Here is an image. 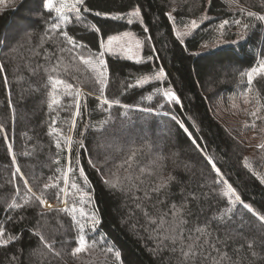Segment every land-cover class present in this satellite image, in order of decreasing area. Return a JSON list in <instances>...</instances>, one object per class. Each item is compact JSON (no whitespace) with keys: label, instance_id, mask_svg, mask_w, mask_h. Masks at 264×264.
I'll list each match as a JSON object with an SVG mask.
<instances>
[{"label":"trees","instance_id":"trees-1","mask_svg":"<svg viewBox=\"0 0 264 264\" xmlns=\"http://www.w3.org/2000/svg\"><path fill=\"white\" fill-rule=\"evenodd\" d=\"M85 3L90 11L83 13L81 9L83 21L77 23L73 19L66 28L69 35L87 45V49L81 50L85 56L89 51H102L101 39L114 33L130 30L142 40L145 58L142 63L115 54L104 57L109 79L105 95L131 105L129 109L119 105H113L108 111L101 109L97 98L99 86L91 69L79 61L76 62L79 71L69 67L68 72H64L61 67L53 75L84 93L80 98V116H75L73 97L64 93H58L62 97L61 104L50 108L51 85L44 68L55 64L60 55L64 57V64L72 63L71 54L57 51V43L63 40L59 32L40 47V37L48 27L45 21L55 22V14L46 12L43 0H14L8 7L0 6V64L4 65L0 71V124L3 125L0 131V226L20 237L14 244L0 247V264H175L176 254L166 249L156 251L155 234L142 211L136 208V197L143 193L111 189L104 182L114 179V173L124 175V170L117 166L132 152H137V171L145 167L155 173L143 179L155 182L161 174L175 177L166 205L161 206L165 211L171 203L180 204L188 193L196 194L199 200L188 197L192 211L189 220L198 224L207 221L214 236L227 241L226 251L239 250L238 255H233L236 259L243 257L242 264H264V221L256 215H264V182L260 178L264 176V149L240 139L216 115L219 102L228 105L234 98L245 97L264 114V78L258 77L251 86L246 77L243 81L241 78L242 72L254 66L257 59L264 58V22L248 18L246 13L242 17L240 12L243 8L264 14V4L261 0H211V4L208 0H85ZM137 7L143 22L134 19L128 24L127 13ZM170 11L182 26L205 14L209 19L203 20L196 31L182 41L169 19ZM97 12L101 15H95ZM112 14L125 18L112 19ZM241 18L255 24L244 34L243 40L236 26H226L224 36H218L216 29L223 20H229L231 25L234 19ZM92 25L100 28V32L92 30ZM217 41L228 43L201 51L205 45ZM31 49L39 55L33 54ZM45 50L55 53L50 61L44 59ZM161 69L165 73L163 80L143 87H128L138 77ZM157 87L161 91L174 90L179 102H167L155 91ZM249 87L252 92H248ZM149 95L151 100L147 99ZM146 107L154 111H143ZM109 113L112 122L98 131L100 122ZM73 118L76 126L70 130ZM262 123L264 119L256 128L261 135L264 133ZM85 126H88L87 131ZM53 127L72 136V166L77 167L78 158L79 167H83L90 182L87 190L93 199L92 204L84 207L89 212L95 210L100 220L95 233L88 231L89 225L85 227L87 238L97 240L96 248L75 257L71 253L77 246V229L70 215L55 211L63 207L56 199V189L44 190L45 199L55 204L52 209L38 202L18 210L7 207L14 197L21 202L27 191L20 176L13 175L17 166L39 195L49 177L59 175L57 168H64L68 163L67 146L62 142V150L56 148L59 137L52 132ZM79 140H83L84 147H78L76 141ZM209 157L254 211L237 204L231 219L226 222L216 219L229 205L227 197L219 195L223 185L213 183L218 177L209 164ZM245 158L249 166L245 165ZM57 159L59 165L55 163ZM72 179L84 187L82 177L70 174V182ZM17 185L21 188L19 197L15 195ZM71 200L69 197L70 204ZM41 213L45 214L43 218ZM44 219L47 226H43ZM38 222L39 230L49 243H53L59 256L45 248L34 234ZM249 242L253 243L256 257L250 255ZM106 247L118 250L120 259L106 253Z\"/></svg>","mask_w":264,"mask_h":264},{"label":"snow or ice","instance_id":"snow-or-ice-1","mask_svg":"<svg viewBox=\"0 0 264 264\" xmlns=\"http://www.w3.org/2000/svg\"><path fill=\"white\" fill-rule=\"evenodd\" d=\"M211 4V0H208ZM233 2H238V0H233ZM14 3V0H0V6L8 7ZM261 3L264 4V0H261ZM43 8L50 15L55 14L53 19L55 22L49 23L47 29L40 37V47L47 42L53 39V36L59 32V36L63 38L62 41L57 43V51L59 53H69L71 54V64H64V57L62 55L58 56L55 64H50L49 67L44 68V71L48 73V82L51 85L50 92V104L49 107L52 108L54 105L61 104V95L58 93H64L68 96L73 97L74 107H75V116H80L81 112V103L80 98L83 97L84 93L78 87H74L73 84L68 83L66 80L59 78L58 75H53L58 73L61 67H63L64 72H68L69 67L75 68L76 71H79V67L76 64L77 61L82 62L87 68L91 69L93 73V78L95 83L99 86V96L97 97L100 101V107L104 111H108L112 108L113 105H119L124 109H129L132 107L128 104H122L120 99L113 98L109 99L105 95V91L108 88L109 79H108V69L107 63L104 59L106 53L115 54L114 49L119 48L120 54L125 56L129 60H135L137 63L144 62L140 57V49L142 47V42L138 39H132V34L125 32L123 37L118 35H112L107 38L105 43L103 39L100 41L99 47L102 51L98 53L88 52V55L85 56L84 52L81 50L87 49V45L79 43L73 36L69 35L66 30L67 25L72 22L73 19L77 23L83 21V13L89 12L90 9L86 6L85 0H43ZM83 9V13L81 11ZM240 12L243 15L246 13L248 18H254L256 21L264 22V14H260L255 11H246L243 8H240ZM43 16V13H41ZM95 15L100 16L101 13L97 12ZM124 16L115 15L112 19H124ZM134 19H139L142 23L141 11L139 7L134 8L131 12L127 13V23L132 24ZM169 19L174 20V18L169 13ZM209 17L205 14L200 20H207ZM226 26H236L240 29V39L245 38V33H247L251 28L255 27V24L245 22L243 18L234 19L230 25L229 20H223L216 29L218 36L223 37L225 34ZM199 27V23L196 20L190 21L186 28V32H177V37L181 38L182 36L189 35L191 30ZM92 30L99 33L100 28L95 25L91 26ZM64 29V30H62ZM147 31V29H145ZM51 33V35H50ZM31 37V33H29ZM124 38H128L126 41ZM237 41H234L236 43ZM63 45V46H61ZM207 47V45H205ZM15 51V49H13ZM33 54L39 55V52L35 49H31ZM55 55L49 54L47 50L44 53V59L46 61L51 60V56ZM150 59V58H149ZM38 67H43L39 65ZM4 68L3 64H0V71ZM35 71V70H34ZM247 78V84L251 86L253 81L258 77L264 78V58L257 59L255 65L252 66L249 70L241 73V78ZM165 78V73L163 69L154 72L150 75H143L136 79L134 84H129L128 87H143L151 83L152 81H161ZM155 91L161 94L167 99V102L171 103L173 101L179 102V97L176 95L175 91L171 88L161 91L158 87ZM252 87L248 88V92H252ZM148 100L152 99V96L147 97ZM259 104V100H257ZM107 108H104V106ZM163 107V104L160 105ZM145 112H152L154 109L152 107H146L142 109ZM259 107L256 111H253L251 115L256 119H261L257 115L259 112ZM127 115V112H125ZM112 122L111 114L109 113L108 117L101 121L97 130L100 131L107 125ZM76 126V120L73 118L71 120L70 130L74 129ZM88 126H85V131H87ZM3 130V125L0 124V131ZM52 132L55 133L59 138L56 140V148L62 150L63 145L67 146L68 151V163L64 168H57L58 176L49 177V182L43 185V189L40 191V194L37 195L33 191L32 187L29 185L28 179L24 178L23 172L19 166L16 167L15 173L13 175H19L23 185L26 187L27 191L24 196L21 198V202H18L14 197L7 207L11 210L24 209L32 204L39 203L44 205L49 209H52V205L48 204L45 199V191L49 188L56 189V199L59 201L63 207H57L55 211L64 212L72 217L73 224L77 229L76 237V247L72 250L71 255L77 256L80 253H88L92 249H95L97 246V240L95 238L88 239L85 232L86 225H89L88 231L91 233L96 232L97 225L100 223V220L96 214V211L91 212L87 211L84 207L85 204H92L93 199L91 193L87 190L90 188V182L88 181L87 176L84 173L83 167H79V159L77 158L75 163L77 167L72 166L71 152L74 144L73 138L71 135H64L63 131L59 128H52ZM78 147H84L83 140L76 141ZM259 147L264 149V144H260ZM9 150L11 151L12 145H8ZM27 155V153H26ZM136 157L137 152H132L126 159L122 161L118 168L124 170V175L121 177L117 174H113L114 179H106L104 182L111 189H119L121 191H141L142 196L136 197V208L140 209L147 219L149 225L152 228V232L155 234L154 238L157 240L156 251L167 250L170 253L175 255V264H242L243 257L240 259L234 258L233 253L239 254L238 249H234L233 253H230L225 250L227 248V241L221 240L219 237L214 236L213 230L210 227V224L205 221L203 224H198L195 221H190L189 217L192 216V211L188 206V197H191L192 200H199V196L194 193H188L184 197L183 201L180 204L171 203L167 205V210L165 211L161 206L166 205V200L168 197V192L170 189L171 182L175 180V177L168 175L164 177L162 174L158 176L155 182H152L148 179H143L142 177H151L155 173L148 168L139 167L138 171L136 170ZM12 159L15 160L16 157L13 154ZM209 164L211 165L214 172L217 174V179L213 181L214 184L223 185L219 190V195L227 197L229 207L225 208L222 212L218 214L216 219H219L221 222H226V220L231 219V213L235 209L237 204H242L245 208L250 211H254L251 205L245 204L241 199L240 195L236 192V189L228 183L221 173L220 168L212 161L211 157L208 158ZM57 165L60 164V161L57 159L55 161ZM92 167L96 168V164L92 163ZM245 165H248L247 158H245ZM99 171V169H97ZM70 174L72 177L78 175L83 178V185L81 186L75 179H72L70 182ZM261 181L264 182V176H261ZM62 181V186H61ZM21 188L19 185L16 186L17 197L20 196ZM161 195L164 196V199H161ZM35 197V200H33ZM69 197H72L71 204L69 203ZM155 198V199H154ZM77 202L79 207H77ZM151 209V211L149 210ZM41 217H44V213L40 214ZM259 219L264 221V215L256 213ZM11 219V217H9ZM23 219V217H21ZM191 225V226H190ZM43 226H47V220L44 219ZM40 223L38 222V230L34 233L39 237V240L43 242V246L49 251L54 252L56 256H59V252H55L53 243H49L45 236L39 230ZM62 227V226H61ZM18 235H13L6 232L5 228L0 226V247H7L10 244H14L19 240ZM101 239H103L101 237ZM248 248L250 255L256 257L258 254L254 250L252 242L248 243ZM106 253H112L117 260L120 259L121 253L118 250H114L113 247H106L104 249ZM39 252V249H37ZM15 259V257H13Z\"/></svg>","mask_w":264,"mask_h":264},{"label":"rangeland","instance_id":"rangeland-1","mask_svg":"<svg viewBox=\"0 0 264 264\" xmlns=\"http://www.w3.org/2000/svg\"><path fill=\"white\" fill-rule=\"evenodd\" d=\"M169 13L171 14V16L173 18H175V14L173 11H170ZM115 15H119V14H112V16H115ZM194 20H196L199 23V26L202 23L200 19H194ZM172 21L174 24L176 34H177V32L183 33V32L188 31V29L186 28V25H183V26L180 25L179 23L176 22V19H174ZM196 29L191 30V33L189 35L182 36L180 39L182 41H185L186 38H188L190 35L193 34L194 30L196 31ZM125 32L131 33L132 39H138L142 42L140 37L136 33H134L133 31H130V30L119 32V33H114V34H111L109 36L118 35V36L123 37V34ZM108 37L103 39L105 43L107 42ZM124 39L126 41L128 38H124ZM227 43L228 42H224V41L218 42L217 41L214 44L207 45V47L204 46L201 49V51H207L209 49H214L218 46H222V45H225ZM142 45H143V43H142ZM114 52H115V55H119V56L127 59L125 56L120 54L119 48H115ZM107 54H111V53H106L105 55H107ZM139 54H140V57L142 58V60L144 61L145 58H144V54H143V46L141 47ZM132 61H135V60H132ZM223 103L224 102H219L216 105V109H217L216 115L218 116L219 120H221L223 123L228 124L230 126L229 128H230L231 132L235 131V133L239 136L240 139H242L243 141L247 142L248 144H250L254 147H259L260 144L264 143V137H263L264 133L261 135L260 134L261 131H258L256 129L258 127L261 119H264V114H262L260 112L257 113V115L260 116L261 119H256L255 117H253L251 115V113L253 111L257 110V107L250 105L248 97L239 98V99L234 98L231 100L230 103H228V105L223 104ZM247 116L250 117V119L253 118L254 120L253 119L248 120ZM257 122H259V123H257ZM262 124H264V123H262ZM47 202H48V204L52 205V207L55 206V204L51 203L50 201L47 200Z\"/></svg>","mask_w":264,"mask_h":264}]
</instances>
